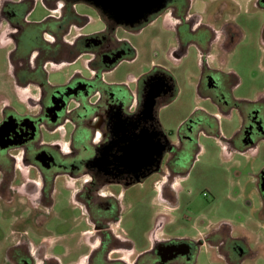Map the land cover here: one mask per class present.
I'll return each mask as SVG.
<instances>
[{
	"label": "flooded vegetation",
	"instance_id": "1",
	"mask_svg": "<svg viewBox=\"0 0 264 264\" xmlns=\"http://www.w3.org/2000/svg\"><path fill=\"white\" fill-rule=\"evenodd\" d=\"M106 1L0 0V50L6 63L0 75V203L10 213L4 212V218L11 225L0 242L3 264L254 261L264 250H253L243 229L229 221L180 238L157 236V228L151 246L142 251L121 228V203L153 176L160 177L161 198L171 195L174 201L179 177L174 171L181 169L198 130L210 126L223 136L218 120L236 111L241 128L223 137L226 149L257 157L264 147V79L242 80L223 69L224 58L244 37L233 20L239 2L207 0L199 11L196 0H148L141 5L129 0V18L137 20L131 25L119 23L110 10L116 4ZM39 3L48 14L32 19ZM247 3L264 13V0ZM80 5L97 11L103 30L84 32L92 19L78 11ZM165 11L176 21L179 47L174 54L181 58L188 46L196 47L200 88L205 87L220 110L189 118L178 131L179 145L159 117L177 96L173 80L156 71L134 79L133 88L115 76L116 68L135 54L117 38V28H143ZM260 44L264 50V25ZM242 82L249 95L237 98L234 93ZM255 183L264 213V167ZM62 191L71 197L68 210L78 212L73 217L59 206ZM48 231L78 237L80 247L56 249Z\"/></svg>",
	"mask_w": 264,
	"mask_h": 264
},
{
	"label": "rangeland",
	"instance_id": "2",
	"mask_svg": "<svg viewBox=\"0 0 264 264\" xmlns=\"http://www.w3.org/2000/svg\"><path fill=\"white\" fill-rule=\"evenodd\" d=\"M196 1L195 9L203 10L207 0ZM234 1L239 2L240 9L233 20L244 37L224 58L223 69L228 73L234 72L242 80L243 77L257 76L262 83L264 50L260 40L264 13L256 11L247 0ZM78 11L92 19L84 32L104 29L105 24L94 8L80 5ZM47 14V9L39 3L32 19ZM175 24L171 12L165 11L143 28H117V38L129 43L135 54L133 59L122 62L116 68L115 76L120 81L130 82L133 88L134 79L151 72L161 71L173 80L177 96L161 109L159 117L168 137L179 145L178 131L189 118L195 115L204 118V111L214 114L220 110L210 102L205 87L200 88L202 70L196 47L188 46L181 58L174 54L179 47ZM4 58L5 53L0 50V75L6 65ZM215 67L220 66L216 64ZM62 76L59 74V77ZM247 95L249 92L243 90L242 82L234 96L243 98ZM234 104L240 105L237 101ZM218 125L222 127L223 136L219 135L217 129L208 126L202 131L198 130L194 140L188 144V153L181 169L173 170L179 176L174 186V201L171 195L167 199L161 198L158 186L160 177L153 176L131 189L127 200L121 203V228L129 233L138 250L151 246L152 234L157 228H160L156 231L157 236L180 238L207 233L210 227L222 221H229L236 229H243V235L249 239L253 250H264L263 201L255 183L256 174L264 167V147L257 157L249 152L232 154L226 149L223 137H230L241 128V119L236 111L231 117L219 119ZM58 198L59 206L66 210L65 215L72 213L73 217L78 213L74 209L68 210L72 204L67 192L62 191ZM4 212L10 214L3 210L0 203V242L9 236L11 230ZM55 222L58 225L59 220L55 219ZM47 236L56 249L63 245L80 247L78 237L66 236L64 232L56 231ZM0 264H3L1 254ZM201 264L208 262L202 260ZM247 264H264V251Z\"/></svg>",
	"mask_w": 264,
	"mask_h": 264
},
{
	"label": "water",
	"instance_id": "3",
	"mask_svg": "<svg viewBox=\"0 0 264 264\" xmlns=\"http://www.w3.org/2000/svg\"><path fill=\"white\" fill-rule=\"evenodd\" d=\"M136 4H145V2H148V0H134ZM106 4H116V7H110L111 11L117 15L119 18V23L125 22L127 24L133 25L134 23H137V20H131L129 18V14H132V5H129V0H107ZM130 21V22H128ZM129 160V156L127 154V159H125V162L127 163Z\"/></svg>",
	"mask_w": 264,
	"mask_h": 264
}]
</instances>
